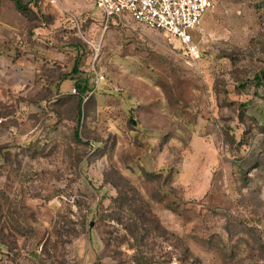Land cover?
Returning a JSON list of instances; mask_svg holds the SVG:
<instances>
[{
  "label": "rangeland",
  "instance_id": "374dc122",
  "mask_svg": "<svg viewBox=\"0 0 264 264\" xmlns=\"http://www.w3.org/2000/svg\"><path fill=\"white\" fill-rule=\"evenodd\" d=\"M212 2L194 64L92 0H0V264H264V0Z\"/></svg>",
  "mask_w": 264,
  "mask_h": 264
},
{
  "label": "built area",
  "instance_id": "2783aa9c",
  "mask_svg": "<svg viewBox=\"0 0 264 264\" xmlns=\"http://www.w3.org/2000/svg\"><path fill=\"white\" fill-rule=\"evenodd\" d=\"M57 0H51L56 3ZM107 23L124 20L127 14L135 23L166 34L170 40L178 41L183 54L194 64L201 58L199 44L195 42L194 31L208 9L213 8L212 0H92ZM103 75L97 77L101 83ZM76 93V90H73Z\"/></svg>",
  "mask_w": 264,
  "mask_h": 264
},
{
  "label": "trees",
  "instance_id": "16d2710c",
  "mask_svg": "<svg viewBox=\"0 0 264 264\" xmlns=\"http://www.w3.org/2000/svg\"><path fill=\"white\" fill-rule=\"evenodd\" d=\"M10 2H12L16 8V10L21 14L22 12H24L27 9L32 10L36 15L39 14H43L42 11V3L41 0H8ZM73 72L77 73L78 71L76 70V68H74ZM76 92L78 90H81V86L76 84ZM83 100L79 101V108L81 109ZM78 137V136H76Z\"/></svg>",
  "mask_w": 264,
  "mask_h": 264
},
{
  "label": "crops",
  "instance_id": "0c3cea01",
  "mask_svg": "<svg viewBox=\"0 0 264 264\" xmlns=\"http://www.w3.org/2000/svg\"><path fill=\"white\" fill-rule=\"evenodd\" d=\"M2 22H1V19H0V26H1Z\"/></svg>",
  "mask_w": 264,
  "mask_h": 264
}]
</instances>
